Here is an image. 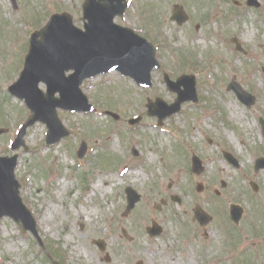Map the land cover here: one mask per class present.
<instances>
[{"label": "rangeland", "instance_id": "1", "mask_svg": "<svg viewBox=\"0 0 264 264\" xmlns=\"http://www.w3.org/2000/svg\"><path fill=\"white\" fill-rule=\"evenodd\" d=\"M83 1L0 0V156L17 155L19 193L43 243L40 247L30 232L4 216L0 264H264V169L252 167L255 158H264V0H256L257 7L246 0H127L124 16L114 22L155 46L159 66L150 73L151 87L118 72L84 81L81 89L93 112L58 109L67 137L47 146V128L37 122L13 150L30 112L8 87L21 73L28 38L53 13L70 14L82 28ZM175 4L188 16L182 25L170 19ZM164 74L173 81L193 75L198 101L184 102L159 125L157 117L147 115L146 104L155 98L171 104L176 98ZM231 80L255 96L253 105L247 107L227 89ZM39 89L44 92L45 85ZM229 106L245 118L235 121ZM136 117L139 122H128ZM82 141L87 148L79 158ZM222 151L231 153L238 167ZM192 155L202 162L198 175L191 172ZM218 166L228 170L223 181L216 179ZM134 170L143 177L131 181ZM100 179L108 182L105 193L93 189ZM249 182L258 184L256 192ZM159 184L169 195L152 202ZM198 184L201 192L195 190ZM127 187L140 198L124 215ZM226 192L230 199L219 202ZM230 203L242 208L237 225L228 217ZM196 207L212 217L207 226L192 220ZM141 209L146 214L139 218ZM151 220L162 229L153 237L145 231Z\"/></svg>", "mask_w": 264, "mask_h": 264}, {"label": "water", "instance_id": "2", "mask_svg": "<svg viewBox=\"0 0 264 264\" xmlns=\"http://www.w3.org/2000/svg\"><path fill=\"white\" fill-rule=\"evenodd\" d=\"M248 4L256 5L253 0L248 1ZM126 7L125 0H84L81 17L83 29L77 28L72 16L63 12L52 14L40 30L31 34L23 69L18 79L8 88L9 93L23 100L30 110V115L21 124L12 144L13 150L23 145L22 138L26 129L35 122L46 125L47 146L67 136L68 131L57 116L58 108L86 113L93 111L80 88L84 79L118 71L123 76L132 77L138 85L151 86L150 71L158 67L154 47L130 28L119 26L113 21L116 16H123ZM172 19L182 24L187 16L181 7L175 6ZM66 72L70 73L66 75ZM165 78L167 87L178 96L169 105L159 98L154 102L149 101L148 114L158 116L159 124L179 111L182 102L197 99L192 76L182 75L176 82ZM40 83L46 86L45 92L39 89ZM180 86L184 89L180 90ZM228 89L234 90L247 106L254 103V98L234 81L228 85ZM107 114L117 118L111 112ZM85 150L86 144L82 142L77 151L78 157H82ZM133 153L137 154L135 151ZM224 156L230 162H235L229 153H224ZM16 160V155L0 157V218H12L23 232L30 231L40 242L35 220L19 194L20 184L14 175ZM263 167L264 158H258L255 170ZM192 169L197 173L201 171V161L196 156L192 157ZM125 194L127 205L124 214H127L139 200V195L130 187L125 189ZM230 217L237 223L241 218V209L232 205ZM195 218L205 225L211 217L197 209ZM147 230L151 236L158 235L161 231L155 223ZM96 243L101 250L104 249L101 241ZM53 264L59 263L54 261Z\"/></svg>", "mask_w": 264, "mask_h": 264}, {"label": "bare ground", "instance_id": "3", "mask_svg": "<svg viewBox=\"0 0 264 264\" xmlns=\"http://www.w3.org/2000/svg\"><path fill=\"white\" fill-rule=\"evenodd\" d=\"M229 107H230L229 109L231 111L232 118L235 121L241 122L245 118L239 108L235 106H229ZM155 159H156L155 156H152L150 158V162L154 163ZM19 167L21 166L19 165ZM131 173H132V178H133L131 181H136L143 177V174L140 171L134 170V171H131ZM227 175H228V170L223 166H218V172L216 174L217 181H223ZM104 185H108V182L104 179L101 181L100 179L98 183L94 184L93 189H95V191L98 190L101 193H105L106 191L103 188ZM167 195H169L168 192H165L159 184L158 187L157 186L155 187L154 192L150 194V200L152 202H156L159 199H165ZM228 199H230V194L226 192V194L222 196V198H220L219 202H227ZM145 214H146V211L144 209H141L139 213V218H142ZM11 220L13 219L11 218ZM13 222L17 224L14 220ZM111 238H113V236Z\"/></svg>", "mask_w": 264, "mask_h": 264}]
</instances>
